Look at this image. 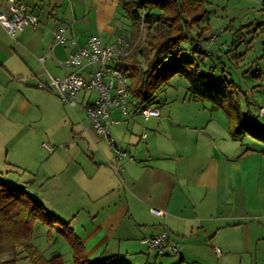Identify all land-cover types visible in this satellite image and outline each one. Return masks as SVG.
I'll list each match as a JSON object with an SVG mask.
<instances>
[{"label": "crops", "instance_id": "1", "mask_svg": "<svg viewBox=\"0 0 264 264\" xmlns=\"http://www.w3.org/2000/svg\"><path fill=\"white\" fill-rule=\"evenodd\" d=\"M23 1L38 16L39 24L15 38L0 24V116L19 131L43 133V119L53 110L55 93L39 84L73 71L66 61L75 46L54 41L61 21L78 46L95 35L106 43L124 38L133 43L130 53L137 42L118 0ZM0 10H6V0H0ZM186 97L185 91L182 107ZM166 107L167 111L158 103L154 108L159 117L150 118L142 117L134 107L129 108L128 116L118 110L111 113V119L117 121L111 135L116 149L126 153L123 158H118L103 136L94 133L89 118L90 123L82 127L72 123L76 144L63 150L72 155L69 168L50 177L62 174L61 185L76 183L82 192H88V205L93 204L87 206L90 223L80 239L94 261L121 259L124 243H131L129 249L163 231L176 247L175 253L181 245V249L204 246L222 257V249L250 251L264 243V147L251 137L242 143L233 141L225 115L203 116L183 110L174 115ZM205 109L217 111L209 106ZM94 140L105 145L94 147ZM40 147L51 152V157L55 153L45 143ZM78 154L83 160H75ZM92 182L99 186L95 192L88 188ZM152 208L163 215L153 213ZM113 238L112 250L108 243ZM180 260L185 262L182 255Z\"/></svg>", "mask_w": 264, "mask_h": 264}, {"label": "rangeland", "instance_id": "2", "mask_svg": "<svg viewBox=\"0 0 264 264\" xmlns=\"http://www.w3.org/2000/svg\"><path fill=\"white\" fill-rule=\"evenodd\" d=\"M204 1L207 15L200 27L208 25L206 38L211 34L220 33L221 37L215 42L207 40L196 43L187 40L182 44L181 58L190 60L201 56V59L197 60L200 73L212 80L232 81L241 91V95H245L242 97V109L250 110L252 114L259 116L260 106L264 107V0ZM120 34L126 35L125 32ZM143 38L144 36L135 46L137 49L142 46ZM132 45L133 43L129 44L127 41L125 51H129ZM195 49L203 55L199 53L194 55ZM131 52H134L133 49ZM131 52H128V56ZM139 59L142 60L141 55ZM187 87V81L179 76L169 81V86L159 93L158 98L165 111L168 110L169 107L166 106L169 105L174 115L181 113L182 110L185 113H197L203 116L224 115L221 111L208 112L205 109L209 106L207 102L186 100V104L182 107L180 101L184 92L187 93ZM52 95L53 110L51 112L48 110L47 118L43 119V133L19 131L20 128L0 116V182L10 183L26 191L47 213L60 221L53 226L37 221L33 226L32 242L44 256L60 254L65 264H73L71 246L63 236L62 230H72V233L79 238L83 237L85 228L88 229L87 225L90 223L87 206L93 204L88 205L89 194L87 191L82 192L78 184L61 185L59 182L63 181L62 174L55 179L50 175L58 172L66 173L69 168L68 163L72 155L63 150L70 143H75L71 133L72 123L82 127L90 122L86 112L81 108L82 94L78 96V105L74 109L64 105L55 94ZM93 95L95 97V93ZM131 112L132 110L130 115ZM259 120L264 122L261 116ZM109 129L113 135L116 128L110 125ZM76 140L79 143L77 135ZM42 143L54 149L55 153L52 152L54 153L52 157L51 152L40 147ZM92 145L102 149L105 143L97 145L94 140ZM260 146L264 147L261 143ZM75 156L76 161L83 160L81 154ZM57 165L58 169L53 167ZM88 188L95 192L99 186L92 182ZM91 196H95V193ZM81 204L85 205V210ZM128 244H123L122 254L125 256L118 260L121 264H264V243L253 246L250 251L240 247L222 249V257H218L212 248L204 246L200 248L187 246L181 249V245L179 253L157 256L156 252L147 245L137 244L138 246L128 249ZM108 246L113 250L115 238L108 243ZM21 250L18 249L20 252ZM22 255L24 254L20 253L19 256ZM181 255L185 262L180 263ZM11 257L10 252L0 253V261ZM16 264H30V262L21 258Z\"/></svg>", "mask_w": 264, "mask_h": 264}, {"label": "trees", "instance_id": "3", "mask_svg": "<svg viewBox=\"0 0 264 264\" xmlns=\"http://www.w3.org/2000/svg\"><path fill=\"white\" fill-rule=\"evenodd\" d=\"M118 1L130 23L134 42H141L144 36L142 46L134 47V52L117 64L128 78L131 107L156 106L160 103L159 93L173 77L179 76L188 83V100L207 102L210 109L225 115L233 141L242 143L246 137H251L264 145V122L257 114L242 109L245 95H241L237 86L232 81L212 80L201 74L197 65L201 56L190 60L181 58L184 42L190 39L201 43L212 36L205 37L208 25L200 27L207 15L204 0ZM193 53L199 52L195 49ZM37 221L50 226L60 223L26 191L0 182V253H12L10 259L0 264H16L21 258L29 260L30 264H65L60 254L47 258L33 244V226ZM62 231L71 246L73 264H121L119 257L91 260L81 239L72 230ZM20 253L24 255L20 257Z\"/></svg>", "mask_w": 264, "mask_h": 264}, {"label": "built area", "instance_id": "4", "mask_svg": "<svg viewBox=\"0 0 264 264\" xmlns=\"http://www.w3.org/2000/svg\"><path fill=\"white\" fill-rule=\"evenodd\" d=\"M0 24L9 37L15 38L26 28H36L39 18L23 0H6V10H0ZM68 30V25L61 21L54 32V41L60 45L71 43L75 46L74 52L66 61V65L73 71L63 77L50 76L49 82L46 85L40 83L39 87L54 92L71 109L78 105L77 98L83 94L81 108L90 119L94 133L103 136L109 146L117 151L118 158H123L126 153L116 149L109 126L117 123L111 119L113 111L118 110L122 115L128 116L131 107L128 78L117 65L129 54L125 51L127 41L118 38L114 43H106L101 36L95 35L89 37L85 45L78 46L75 38L69 36ZM220 37L221 33L213 34L210 41L215 42ZM136 110L144 118L159 117V111L154 107L139 106ZM259 114L264 118V107L260 108ZM151 211L163 215V212L156 209L152 208ZM141 242L159 256L177 252L176 247L169 243L165 231L144 238ZM215 251L219 254V250Z\"/></svg>", "mask_w": 264, "mask_h": 264}]
</instances>
